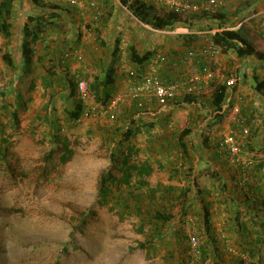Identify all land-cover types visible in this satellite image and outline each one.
<instances>
[{"label":"rangeland","instance_id":"rangeland-1","mask_svg":"<svg viewBox=\"0 0 264 264\" xmlns=\"http://www.w3.org/2000/svg\"><path fill=\"white\" fill-rule=\"evenodd\" d=\"M55 1L60 8L48 9L45 21L47 25L52 20L53 24L49 28L44 25L40 39L30 43L34 63L29 74L23 70V46L31 41L25 32L26 26L39 21L35 20L39 5L26 0L21 9L16 3L11 36L0 33V264H192L196 257L189 244L191 235L199 238L201 264H264L261 219L254 215L253 203L250 207L243 203L245 193L254 194L246 183L264 181V144L253 147L254 136L245 143V158L254 161L250 168L232 163L227 151L218 146L225 135L239 131L242 124L251 126V131L255 119L264 124V111L258 110L262 107L252 110L247 104L251 93L264 95L260 87L264 63H256L255 57L240 60L234 51H224L221 46L220 56L202 60L215 76L204 81L201 96L192 103L185 97L172 101L160 107L156 115H140L127 92L144 72H158L164 77L168 72L182 80L203 77L194 70L198 59H190L185 53L192 46L213 40L218 29L237 27L241 21L243 32L256 49H264V0H222L210 7L213 12L226 14L221 27L218 20L202 17L203 12L180 14L190 19L187 23L192 27L177 28L188 29L185 33H192L193 40L180 36V28L159 30L141 24L118 0ZM145 1L153 3L160 14L172 9L173 0ZM53 11L57 15L51 16ZM194 16L201 18L192 21ZM132 46L142 54L154 53L142 71L130 62ZM5 53L12 56L15 68L5 62ZM77 53H81V60ZM162 54L171 62H161ZM105 65H113L117 71L113 97L123 98L115 119L92 99L90 109L101 111L71 121L66 107L79 95L70 97L64 86L45 90L41 83L50 67L75 80L83 77L92 82L104 74ZM230 74L238 82L222 113H218L211 105L212 93ZM32 80L36 86L29 92ZM237 104L240 111L236 119L233 108ZM150 105L156 103L151 101ZM15 112L18 120L13 118ZM118 127L122 130L112 140L110 133ZM128 127L134 135L125 139ZM185 128L191 129V160L182 155L178 145V136ZM144 161L154 170L144 177L142 191L158 184L193 186L186 212L179 204H166L173 222L167 225L164 237L151 233L155 222L148 217L135 211L125 214L98 201V180L104 171L111 168L121 179L130 172V165ZM137 179L134 175L130 183L121 184L123 193L134 189ZM134 187L132 191H137ZM259 187L264 197V184ZM217 197L221 198L214 210L211 203L215 204ZM219 223L223 232L218 230ZM175 230L182 242L172 247L169 238Z\"/></svg>","mask_w":264,"mask_h":264},{"label":"trees","instance_id":"trees-1","mask_svg":"<svg viewBox=\"0 0 264 264\" xmlns=\"http://www.w3.org/2000/svg\"><path fill=\"white\" fill-rule=\"evenodd\" d=\"M123 6H125L131 14L138 19L140 22L146 25H150L151 27L159 30H171L176 28L178 25L189 26L191 29L192 25L188 24V20L183 19V17L178 14L174 10H170L165 12L164 14H160L156 10V6L153 3H148L145 0H118ZM35 4H38L40 9L35 12L37 18L35 20H41L40 22L33 23L32 26H26L25 36H30L31 41H26L23 46V58H24V67L26 73L29 74L33 70L34 59L32 56V47H30L31 42H36L40 39V35L44 31V25H46L45 21H47V10H56L60 7L56 5H52L51 3H47L45 0H32ZM201 4V3H196ZM15 0H1L0 1V33L3 34L6 38L11 36V28L13 27V23L11 21V15L14 11ZM209 9H202L197 12H203V16L206 19H212L213 21H219L221 23L220 27L225 24L226 14L221 12H213L209 11ZM53 11L52 15L48 14V18L54 15H57ZM195 12V13H197ZM54 14V15H53ZM202 14V13H201ZM51 15V16H50ZM33 17H31V20ZM200 19L201 17L194 16L192 17V21L195 19ZM40 23H43L40 25ZM53 24V21H49L46 27ZM188 24V25H186ZM45 27V28H46ZM190 33V32H189ZM183 38L193 40L192 33L190 34H180ZM213 40L215 43L219 44L223 47L224 51L232 50L235 54L240 58H248L255 57L256 59L264 62V51L256 49L253 43L248 39V37L243 32V27L240 28H223L218 29L213 35ZM25 42V41H24ZM153 51H148L145 54H142L136 47L132 46L130 49V62L135 64L139 69L138 71H142V67L145 63L149 62V60L153 56ZM4 60L9 67L15 68V62L12 56L8 53L4 54ZM169 63L171 62L170 59ZM105 71L102 76H96L92 82L89 81V87L91 92L94 94L95 101L100 104L99 106L106 107L110 103L111 99L114 96V92L117 89L116 80H117V71L113 67V65H105ZM171 69L174 70L175 66L171 64ZM135 74V73H132ZM173 74V73H172ZM70 75H64L59 70L53 69L52 67L47 69L46 74H44L41 78L42 86L45 90H49L56 85L59 87H65L67 89V94L71 97L78 96L77 91V80L73 79ZM174 75L168 74L166 72V78L171 80ZM35 81L32 80L28 87V91H32L35 88ZM228 87L225 84L218 85L213 93L211 105L215 108L218 113H222L223 106L226 102ZM262 93H264V84L261 89ZM20 99H23V95H19ZM19 99V100H20ZM184 100L186 102L192 103L197 100V97L192 95H187ZM23 101V100H22ZM86 103L82 99L78 97V99H74L71 104L66 107V113L71 121H78L82 118L84 111L86 109ZM17 113H13V118L18 120ZM124 133L125 139L130 138L134 135V132L129 129ZM60 129V128H59ZM57 129V132L59 131ZM62 129V127H61ZM118 130V131H117ZM117 130L113 133H110V137L112 140H115L118 137L121 127H118ZM124 132V131H123ZM191 133L190 128H185L180 135L178 136V145L182 151V155L185 156L186 159H193V147L191 143H188V138ZM125 165L128 162L127 159L124 160ZM191 163V162H190ZM183 164V163H182ZM130 172L123 175V178L118 179L113 173L112 169H108L104 171L98 180V201L103 205H112L113 208H120L124 211L125 214H131L135 211L138 215H143L144 217H148L149 220H153L155 222L152 232L154 235L158 237L166 236L167 225L170 221L173 222V217L169 213V209L167 208V203L170 205H178L181 206V211H185L188 209L189 201L192 199V194L194 193L193 186L191 184L182 188L178 185H165L158 184L154 188H149L147 192H144L140 189L145 184L146 176H149L153 172V166L149 161H144V163L140 164H132L129 166ZM138 177V179L134 182L136 186L133 185V188L126 193H123V189L120 188L121 184H128L131 182L132 176ZM120 183V184H119ZM195 185V183H194ZM114 189L118 190L117 192ZM253 195L247 194L245 196L246 205L250 207L253 203L254 207V215L257 218H260V225L263 234H264V197L255 196L252 201ZM260 198V199H259ZM242 202V200H241ZM145 204H149L145 205ZM153 207V208H152ZM144 212V214H142ZM82 220L85 222L86 216L83 215ZM207 224L209 222V214L206 213V221ZM170 225V224H169ZM172 231V230H171ZM209 232V231H208ZM176 233L179 232L175 230L171 232L169 244L172 247L176 246V243L181 237L179 234L178 239ZM210 238L211 236L208 235ZM264 241V239H263ZM182 242V241H180ZM209 242V239H208ZM145 244H141L140 246L144 247Z\"/></svg>","mask_w":264,"mask_h":264},{"label":"built area","instance_id":"built-area-1","mask_svg":"<svg viewBox=\"0 0 264 264\" xmlns=\"http://www.w3.org/2000/svg\"><path fill=\"white\" fill-rule=\"evenodd\" d=\"M222 0H206L201 4L190 3L186 1H170L171 10L176 11L178 14L189 13V12H197L202 9H209L210 7L218 6ZM94 5V4H93ZM243 22H239L237 27H241ZM180 28V27H179ZM179 28H174L175 31H178ZM180 32L184 34L188 32V29L180 28ZM183 30V31H182ZM222 54V48L219 44L215 43L214 40L207 41L199 46H192L188 52L185 53L187 57L190 59H198V66L194 69L196 72L202 73L204 75L200 78V76L196 75L194 79L190 80H182L178 79V77L173 76L171 80H168L164 75L157 73L144 72L142 73L139 80H137L134 85L127 91L129 96H131V100L135 102V106L140 110L139 114L143 115L145 113H150L152 115H156L160 110V107H166L172 101L181 99L186 97L187 95H192L197 98L201 96L203 93V84L204 81L212 80L215 76L212 69L208 65H204L202 63L203 59H214ZM76 58L78 60L82 59L81 53L76 54ZM159 59L161 62L169 63L168 57L166 55H160ZM175 77V78H174ZM204 80H203V79ZM238 82V78L230 74V77L226 81V85L228 87L226 102L230 100V95L234 92V87ZM77 91L79 98L85 101L87 107L84 111L83 117L96 115L98 111L95 107H91L90 109V101L94 99V95L90 90L89 81L84 79L83 77H79L77 79ZM123 98L119 96H115L111 99L110 103L106 107L98 106L105 111L111 119L116 118V108L121 104ZM154 101L156 105L152 107L150 102ZM226 102L223 108L226 105ZM149 104V106H147ZM158 108V110H157ZM142 111V112H141ZM240 111V107L237 104L233 108V113L235 115L234 118L237 117L238 112ZM2 114V107L0 105V116ZM237 119V118H236ZM79 119L78 121H80ZM242 120H238L240 122ZM251 126L242 124L239 131H231L230 134L225 135V137L218 143L220 150L227 151V155L229 160L236 165H243L246 168H250L254 161L250 158H245L244 155V145L248 142V138L251 136ZM219 150V151H220ZM221 151V153H223ZM189 244L192 248V253L196 257L195 262L192 261V264H201V254L202 250L200 249L199 238L196 235H191L189 239Z\"/></svg>","mask_w":264,"mask_h":264},{"label":"crops","instance_id":"crops-1","mask_svg":"<svg viewBox=\"0 0 264 264\" xmlns=\"http://www.w3.org/2000/svg\"><path fill=\"white\" fill-rule=\"evenodd\" d=\"M28 1V0H27ZM46 1V0H45ZM50 2H51V4L52 5H54L55 4V0H49ZM25 2H26V0H15V4L16 3H18L19 5L18 6H20V8L21 9H23V7H25ZM47 3H49L48 1H46ZM106 2V1H105ZM93 3V2H92ZM91 3V4H92ZM125 7V6H124ZM23 20V19H22ZM141 24H143L142 22H140ZM262 50H264V49H262ZM240 60H243V61H245V60H253V58L252 57H248V58H239ZM256 63H259V62H261V63H264V62H262V61H260V60H256L255 61ZM261 78V77H260ZM261 84L263 85L264 84V78L262 77L261 79ZM262 85L260 86L261 88H262ZM256 95V96H255ZM254 96H253V94L251 93L250 94V97L248 98V100H247V104H248V107L250 106V108H252V110H257L256 108H257V106H260V107H262V108H258V110L260 111H264V95H261V94H255ZM255 103H256V105H255ZM261 118H263V120L261 119V121H264V116H261ZM255 122H256V124H255V126H254V124L252 125V128H254V129H252V132H251V137L252 136H254V139H253V141H252V146L253 147H255V146H260V145H263L264 144V124L263 125H260V119H255ZM232 129V126H231V128H230V130ZM249 143H250V141H249ZM249 143H247V144H249ZM216 151H217V148H216ZM259 180H261V179H259ZM263 180V179H262ZM246 184H248V185H250L251 187H252V191H253V193L254 194H256V195H254V194H250V195H253V196H259V197H261V194L262 193H260V190H261V188L259 187V185H262L263 186V184H264V181H251V182H247ZM248 193H245V195H247ZM221 197H217L216 198V203L214 204V203H211V205H214V210H216V208H217V206H218V200L220 199ZM193 199H194V197H193ZM192 200V199H191ZM209 204V203H208ZM248 207V206H247ZM249 208V207H248ZM216 214H217V216H218V213L216 212ZM232 214H234V213H232ZM214 215V214H213ZM214 216H216V215H214ZM219 218H221V216L219 215L218 216ZM217 217V219L218 220H221V219H219ZM218 226H219V228H218V230L219 231H221V232H223V230H222V228H220V223L218 224ZM222 237V236H221ZM221 241H224L225 242V240L224 239H221Z\"/></svg>","mask_w":264,"mask_h":264},{"label":"clouds","instance_id":"clouds-1","mask_svg":"<svg viewBox=\"0 0 264 264\" xmlns=\"http://www.w3.org/2000/svg\"><path fill=\"white\" fill-rule=\"evenodd\" d=\"M226 83V82H225ZM189 239H190V237H189Z\"/></svg>","mask_w":264,"mask_h":264}]
</instances>
